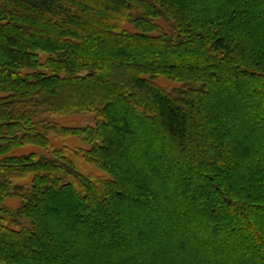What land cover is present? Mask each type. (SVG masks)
<instances>
[{"label": "trees", "instance_id": "obj_1", "mask_svg": "<svg viewBox=\"0 0 264 264\" xmlns=\"http://www.w3.org/2000/svg\"><path fill=\"white\" fill-rule=\"evenodd\" d=\"M189 261L264 264V0H0V264Z\"/></svg>", "mask_w": 264, "mask_h": 264}, {"label": "rangeland", "instance_id": "obj_2", "mask_svg": "<svg viewBox=\"0 0 264 264\" xmlns=\"http://www.w3.org/2000/svg\"><path fill=\"white\" fill-rule=\"evenodd\" d=\"M158 84L166 89H173L177 87L175 83H172L166 79H159ZM41 118H45L51 122L57 123L64 127H86L93 125V116L88 114H76V115H52L48 114ZM50 144L54 148L65 149L69 152L78 151L81 152L87 148V144L81 137H68L57 138L50 136ZM28 153H35L38 155H49V150L39 149L33 146L20 147L12 150L11 155H23ZM76 163L80 171L86 175H90L94 178H103L105 175L99 169L93 165L88 164L82 157H76ZM18 201L15 198L7 200V205L11 208H15Z\"/></svg>", "mask_w": 264, "mask_h": 264}, {"label": "snow or ice", "instance_id": "obj_3", "mask_svg": "<svg viewBox=\"0 0 264 264\" xmlns=\"http://www.w3.org/2000/svg\"><path fill=\"white\" fill-rule=\"evenodd\" d=\"M188 264H192V262H191V261H189V262H188Z\"/></svg>", "mask_w": 264, "mask_h": 264}]
</instances>
